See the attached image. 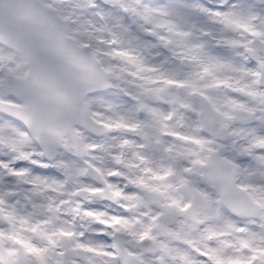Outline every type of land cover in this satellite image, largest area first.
<instances>
[{"label": "snow or ice", "instance_id": "obj_1", "mask_svg": "<svg viewBox=\"0 0 264 264\" xmlns=\"http://www.w3.org/2000/svg\"><path fill=\"white\" fill-rule=\"evenodd\" d=\"M0 264H264V0H0Z\"/></svg>", "mask_w": 264, "mask_h": 264}]
</instances>
